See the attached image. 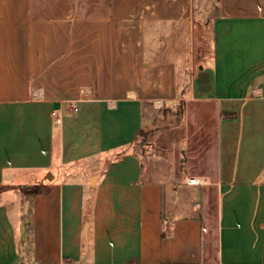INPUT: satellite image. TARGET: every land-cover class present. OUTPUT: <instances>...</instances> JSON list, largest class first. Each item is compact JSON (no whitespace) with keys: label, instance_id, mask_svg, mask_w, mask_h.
Segmentation results:
<instances>
[{"label":"crops","instance_id":"1","mask_svg":"<svg viewBox=\"0 0 264 264\" xmlns=\"http://www.w3.org/2000/svg\"><path fill=\"white\" fill-rule=\"evenodd\" d=\"M210 1L0 0V264H264V0Z\"/></svg>","mask_w":264,"mask_h":264},{"label":"rangeland","instance_id":"2","mask_svg":"<svg viewBox=\"0 0 264 264\" xmlns=\"http://www.w3.org/2000/svg\"><path fill=\"white\" fill-rule=\"evenodd\" d=\"M195 3V11L196 13L203 12L205 14V16H210L211 14H215V10L214 7L212 5V2L210 0H194ZM201 23H203V26H201L202 32L201 34V38H200V48H198L199 43L197 45V43L195 44V52L198 51V54L200 55H208L209 51H210V47H211V32H210V27L207 25L208 23L206 22L205 19L201 20ZM199 34V35H200ZM196 39V37H195ZM199 49V50H198ZM153 122V123H151ZM164 123H168L164 118L160 117L158 119L153 118L152 121H150V116L149 113L144 111L143 112V132L141 134V136H139V141L142 143H145V141L151 139L152 140V136L150 135V126L152 127H156V129L159 130V128L162 127V125H164ZM153 132L155 130H152ZM152 132V133H153ZM144 139V140H142ZM141 146H139L137 149H142L140 148ZM142 151V150H141ZM27 182H25L26 184H31L32 180H26ZM9 194L13 197L12 201L14 203V207L13 209L15 210H23V214L24 217L27 218L28 216V208H29V201H28V196H23L21 193L20 195H15V193L9 192ZM28 228V227H27Z\"/></svg>","mask_w":264,"mask_h":264},{"label":"trees","instance_id":"3","mask_svg":"<svg viewBox=\"0 0 264 264\" xmlns=\"http://www.w3.org/2000/svg\"><path fill=\"white\" fill-rule=\"evenodd\" d=\"M143 130H141L137 136V138L133 141V148H137L138 146H142V147H146L147 145V141H145V143H142L140 142L138 139H139V136H141ZM144 140V139H142ZM21 191L27 195H33V194H36L40 191H42V188L38 185H32V186H21L20 187Z\"/></svg>","mask_w":264,"mask_h":264},{"label":"built area","instance_id":"4","mask_svg":"<svg viewBox=\"0 0 264 264\" xmlns=\"http://www.w3.org/2000/svg\"><path fill=\"white\" fill-rule=\"evenodd\" d=\"M62 102H67L66 105H65V108L68 109V110H77V106L75 104V101L74 100H61V103ZM156 103L154 102V107H156ZM54 114V112H53ZM187 183L189 184H198L200 181L198 180V178H195V177H190L187 179L186 181Z\"/></svg>","mask_w":264,"mask_h":264}]
</instances>
